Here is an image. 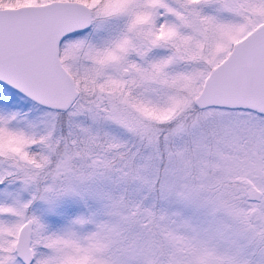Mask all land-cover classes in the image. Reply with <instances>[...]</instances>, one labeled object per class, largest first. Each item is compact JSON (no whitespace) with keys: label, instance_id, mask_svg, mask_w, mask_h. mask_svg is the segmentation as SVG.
<instances>
[{"label":"snow or ice","instance_id":"obj_1","mask_svg":"<svg viewBox=\"0 0 264 264\" xmlns=\"http://www.w3.org/2000/svg\"><path fill=\"white\" fill-rule=\"evenodd\" d=\"M0 264H264V0H0Z\"/></svg>","mask_w":264,"mask_h":264}]
</instances>
